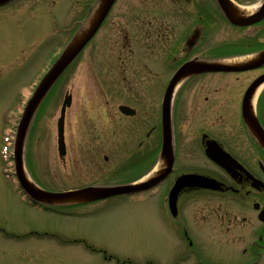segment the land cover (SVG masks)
Wrapping results in <instances>:
<instances>
[{
  "label": "rangeland",
  "instance_id": "obj_1",
  "mask_svg": "<svg viewBox=\"0 0 264 264\" xmlns=\"http://www.w3.org/2000/svg\"><path fill=\"white\" fill-rule=\"evenodd\" d=\"M26 4L24 0H18L0 10V264H183L179 261L178 232L169 228L173 225L168 220L163 203L172 180L146 197L114 198L58 212L34 207L19 192L15 180L9 175L11 172L14 176L13 152L17 128L32 87L37 78L46 72L41 65L53 49L48 53V42L45 51L40 52L32 62L27 60L28 53L20 52L44 34L55 33L51 23L54 18L63 30L68 10L66 6L49 4L37 6L31 11L26 6V12L21 13ZM79 16L77 12L70 20ZM233 36L235 34L220 39L239 40ZM103 42V37H99L89 46L81 61L55 90L30 134L27 152L29 168L39 182L51 191L67 192L113 177L121 180V168L128 167L123 172L128 173L131 166L140 164L139 157L143 160L145 156V150L129 151L127 148L134 147L127 144L136 143L138 147L158 121L153 118L147 123L150 114L148 103H139L125 94H119L125 81L118 76H129L131 71L108 60L110 54L106 55L108 50ZM16 61H22V67L13 66ZM130 83H136L134 77L128 82L131 88ZM148 89L149 86H141L138 100H144L142 96ZM67 93L73 94L74 103L67 114L69 154L64 161L58 153L57 122ZM122 105L141 111L138 119L122 118L118 113ZM155 134L148 141L149 148L160 143ZM82 143H93L97 149L84 154L85 151L80 150ZM37 150L43 152L45 158H40V151ZM136 153L139 156H135ZM85 158L88 160L82 164ZM105 159L109 161L106 163ZM75 161H78L77 164ZM146 165H149L147 161L142 162L141 168L145 169ZM197 202H192V206L204 212L198 216L199 226H210L215 232L213 244L206 246L200 239L202 259L222 263L232 250L235 256L233 254L229 259L231 264L250 262L249 255L245 259L241 257L243 263L238 260L247 246L246 242L254 239L246 234L251 229L254 232L260 229L255 222L248 225L238 223L227 236L221 225L224 214L214 216L211 212V207L219 204L210 198ZM227 227L226 224L224 228ZM259 264H264V251Z\"/></svg>",
  "mask_w": 264,
  "mask_h": 264
},
{
  "label": "flooded vegetation",
  "instance_id": "obj_2",
  "mask_svg": "<svg viewBox=\"0 0 264 264\" xmlns=\"http://www.w3.org/2000/svg\"><path fill=\"white\" fill-rule=\"evenodd\" d=\"M24 1L27 4L20 10L21 13L26 12V6L30 7L29 11L37 6L49 4L68 8L63 30L56 18L51 21L55 34L61 36L57 39V44L54 43L56 38L53 39V36H41L33 43L37 45L35 48L37 54L45 51L48 42L49 50L58 49L62 45L65 47L85 21L88 6L95 2V0ZM225 1L227 4H224L223 0H118L99 31L96 38L103 37V44L108 50L106 55L110 54V57L107 56L108 60L120 68H129L131 71L129 76L122 74L118 76L125 81L119 94H125L129 99L139 103H148L150 114L147 123L157 118L160 131L167 87L184 65L198 60L203 55L206 57L223 55L232 47H237L243 55L264 53V0ZM119 5L121 7H118ZM222 6H228L226 12L232 20L260 21L249 26L236 27L226 18ZM236 7L240 9L239 12L234 11ZM77 12L80 16L70 20ZM232 34H235L233 36L235 40H239L220 39L227 36L230 38ZM30 46L32 45L23 47L21 51H26ZM133 77L136 83H130L131 89L128 82ZM261 79H264V65L240 74H211L191 78L174 93L171 114L175 148L170 158L173 161V171L165 182L170 180L174 182L179 176L200 175L221 185L220 191L217 192L195 189H186L182 192L178 214L174 220L180 246V263L231 264L229 259H232L234 254L232 250L222 263L213 260L205 263L202 260L200 239L202 238L207 245L213 244L215 232L210 226L207 228L199 226L198 216L204 212L189 206L188 202L189 199L204 195L213 197V202L219 204L211 207V212L214 216L224 214L221 225L227 236L231 234V228L238 223L248 225L252 221L255 222L260 229L256 232L251 229L246 234L254 239L246 242L247 246L242 250L238 261L243 263L242 259L248 255L251 256V264H259L262 259L264 223L259 221V215L264 210V143L249 126L246 116L250 112V107L244 106L250 87ZM141 86H149L146 94L142 96L144 100H138ZM117 88L118 86L116 91ZM251 107L256 118L253 123H256L255 125L258 123L264 133V84L255 94ZM118 113L122 116L119 110ZM140 114L141 111H137L135 118ZM92 144L82 143L80 150L85 151L84 154H89L88 151L97 149ZM127 145L132 147L135 144ZM138 145L145 147L144 163L147 161L151 164L157 156L158 149L153 150L148 144ZM87 160L88 158L83 159L82 164ZM217 161H224L226 169H221ZM91 170L92 168L90 172ZM143 170L137 166L131 167L129 172L138 177ZM226 224L228 227L224 228ZM247 263L249 262L245 264Z\"/></svg>",
  "mask_w": 264,
  "mask_h": 264
},
{
  "label": "water",
  "instance_id": "obj_3",
  "mask_svg": "<svg viewBox=\"0 0 264 264\" xmlns=\"http://www.w3.org/2000/svg\"><path fill=\"white\" fill-rule=\"evenodd\" d=\"M14 0H0V7L10 4ZM116 0H102L93 15L89 19L88 23L83 27L77 37L74 39L72 44L68 47L62 57L58 60L52 70L44 78L39 88L37 89L34 97L29 102L25 113L22 117L17 138L15 144V165H16V175L18 181L21 185L23 191L34 201L38 203H44L47 205H67L75 203H88V202H97L101 200H106L119 196L132 195L136 193H141L148 191L150 189L158 186L167 175L170 173V170L167 171L165 175H159L155 179L148 181L146 183H140L135 186H125L117 188H88L81 191L69 192L63 194L49 193L41 191L38 189L29 179L25 173L24 167V146L27 137L28 130L30 128L31 122L38 110L40 104L52 89L58 79L65 73V71L71 66L75 59L82 53L85 47L97 34L98 30L104 23L106 17L108 16L113 4ZM94 17V20H92ZM86 29V30H85ZM84 34L82 35V33ZM82 35V36H81ZM81 38V39H80ZM223 63H208L200 65L189 64L185 66L176 77L175 81L171 85V89L174 88L175 82L187 76L192 72L202 73V72H228V71H240V68H229L227 66L221 65ZM72 98L67 97L63 110L62 117L59 122L58 136H59V151L60 156L64 157L66 155V145H65V114L67 108L71 107ZM122 112L126 115H134L135 113L127 108H122ZM169 120V119H168ZM170 122H167L165 126L164 134V150L168 152L171 149L172 139L170 132ZM171 169V166H169ZM186 187H198L202 189H216L212 183L199 178V177H184L178 180L175 189L173 190L170 196L171 207L175 210L177 206V200L180 192Z\"/></svg>",
  "mask_w": 264,
  "mask_h": 264
},
{
  "label": "bare ground",
  "instance_id": "obj_4",
  "mask_svg": "<svg viewBox=\"0 0 264 264\" xmlns=\"http://www.w3.org/2000/svg\"><path fill=\"white\" fill-rule=\"evenodd\" d=\"M92 20H94V17H93ZM85 30H86V29H85ZM83 34H84V32L82 33V35H83ZM82 35H81V36H82ZM80 39H81V38H80ZM246 61H247V60H246ZM246 61H245V60H234V61H231V62H227V63H225V64H226V65L236 66V65L244 64ZM37 151H40V150H37ZM38 154H39V157H40V158H45V155H44L43 152L41 153V151H40V153H38ZM164 168H165V165H164V163H163V161H162V162H160V163L158 164V166H157V168L155 169V171H154L150 176H148V177L145 179V181H149V180L155 178L156 176H158V175L164 170ZM27 179H29L28 176H27ZM29 181H30V180H29Z\"/></svg>",
  "mask_w": 264,
  "mask_h": 264
}]
</instances>
